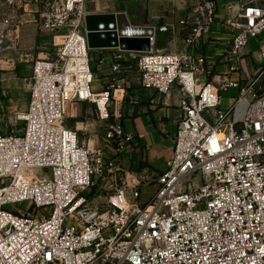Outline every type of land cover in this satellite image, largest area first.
Listing matches in <instances>:
<instances>
[{
    "label": "built area",
    "instance_id": "1",
    "mask_svg": "<svg viewBox=\"0 0 264 264\" xmlns=\"http://www.w3.org/2000/svg\"><path fill=\"white\" fill-rule=\"evenodd\" d=\"M216 9L205 0L157 31L197 45L210 38ZM89 13L90 0H0V51L30 21L53 47L34 62L28 106L16 114L22 129L0 134V264H264V46L257 74L242 53L264 32V0H240L225 20L239 78L220 82L201 76L211 73L204 56L160 52L154 34L150 51L113 50V78L94 90ZM133 74L145 89H180L172 155L150 178L123 161L127 147L146 149L122 122L123 106L139 103L128 92ZM231 88L239 95L223 110ZM79 103L93 108L82 123L96 119L94 146L66 123ZM21 201L32 209H16Z\"/></svg>",
    "mask_w": 264,
    "mask_h": 264
},
{
    "label": "crops",
    "instance_id": "2",
    "mask_svg": "<svg viewBox=\"0 0 264 264\" xmlns=\"http://www.w3.org/2000/svg\"><path fill=\"white\" fill-rule=\"evenodd\" d=\"M115 1L117 0H90V13L125 12L132 24L153 26L157 48L160 52L188 50L195 56L206 58L205 68L211 73L201 76H205L207 81L220 82L228 78L232 80L239 78L238 72H230V65L236 59L228 54V46L235 30L228 27L225 20L229 17H236L240 0H223L227 5H224V8H220L222 5H219L210 38L190 47L186 43L185 33L157 31V27L166 22L168 18L183 15L189 0H147L149 8L143 16L133 14L128 9H116ZM11 40L15 43L12 42L11 46L6 44V48L0 51V130L8 123H13L14 114L27 108L34 62L38 58H49L53 51L51 37L40 34L34 21L19 27ZM253 46H256V50H253ZM263 46L264 32L258 38L251 39L249 44L242 49V53L246 55L245 70L249 75L261 71L260 51ZM116 49L105 48L90 51L92 65L100 76L101 82L98 84H102V89L113 78L108 67L111 62V53ZM128 79V92L137 97L139 103H127L123 106L122 122L127 131L136 135L139 145L146 149L144 153L140 151L132 155L131 147H127L123 151V161L130 168L147 173L146 177L150 178L154 172L165 169L167 159L172 155L177 122L182 115L179 107L180 89L175 85L166 95L141 87L135 74L130 75ZM261 82L264 85V76ZM235 89L239 95V88ZM84 104L88 105L80 103L82 108ZM92 121L96 123V119ZM159 123L161 126H158Z\"/></svg>",
    "mask_w": 264,
    "mask_h": 264
},
{
    "label": "water",
    "instance_id": "3",
    "mask_svg": "<svg viewBox=\"0 0 264 264\" xmlns=\"http://www.w3.org/2000/svg\"><path fill=\"white\" fill-rule=\"evenodd\" d=\"M89 48H119L122 50L150 51V37L155 28L134 25L125 12L89 13L86 16Z\"/></svg>",
    "mask_w": 264,
    "mask_h": 264
},
{
    "label": "rangeland",
    "instance_id": "4",
    "mask_svg": "<svg viewBox=\"0 0 264 264\" xmlns=\"http://www.w3.org/2000/svg\"><path fill=\"white\" fill-rule=\"evenodd\" d=\"M217 3V10L219 9V5L221 4L222 7L220 8H224V5H227L226 2H224L223 0H215ZM205 0H189L186 3V11L190 12L193 11L196 7H199L201 4H204ZM218 2H220L218 4ZM114 7H116V9L118 10H122V9H128L130 10L131 13L133 14H140L141 16H143L147 9L149 8V2L147 0H117L114 2ZM59 40V39H58ZM256 46H253V50H256L255 48ZM102 84H98V83H94L93 84V89L94 90H100L103 87L101 86ZM239 90V89H238ZM237 91L235 88H231L229 91L226 92H222V102L223 105H221V108L223 110H227L229 108V101L231 100L232 97L237 96ZM93 111V108L91 105H85L83 106V108L81 107L80 103L77 104L74 108L72 106H70L68 108L67 114H68V118H67V125L73 129H76L79 131V135L82 138L85 139H89L92 138L93 142L91 143V146L96 145L97 141H96V123L94 121H92V123H89V126L87 128H84L86 125V123H82L85 122V116H88L91 112ZM13 123H8V125L0 130V133L2 134H10L13 130L14 131H18L21 130L23 127V123H21L20 121H16V115H13ZM95 118H97V115H94ZM99 135H100V139L101 141L104 143V138L103 136L105 135V129H98ZM88 133V134H87ZM92 133H94L95 135H92ZM90 136V137H89ZM124 155V154H123ZM16 209L18 210H22V211H30L32 209V203L28 202V201H21L18 202L17 204H15ZM51 209L46 210V212H50Z\"/></svg>",
    "mask_w": 264,
    "mask_h": 264
},
{
    "label": "bare ground",
    "instance_id": "5",
    "mask_svg": "<svg viewBox=\"0 0 264 264\" xmlns=\"http://www.w3.org/2000/svg\"><path fill=\"white\" fill-rule=\"evenodd\" d=\"M92 135H95L94 133H92ZM92 142H93V139H92Z\"/></svg>",
    "mask_w": 264,
    "mask_h": 264
}]
</instances>
